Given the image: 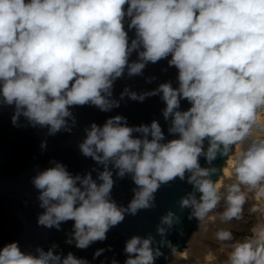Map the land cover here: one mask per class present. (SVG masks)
Instances as JSON below:
<instances>
[{"label": "clouds", "instance_id": "9594fccd", "mask_svg": "<svg viewBox=\"0 0 264 264\" xmlns=\"http://www.w3.org/2000/svg\"><path fill=\"white\" fill-rule=\"evenodd\" d=\"M126 18L128 29L135 30L130 43ZM133 51L138 60L130 63ZM169 56V65L178 69V88L162 83L141 95L126 88L121 97L143 101L162 94L163 116L171 118L168 131L178 138L164 142L155 120L129 127L118 115L102 127L92 123L79 147L104 165L99 183L90 173L73 176L60 163L40 172L32 181L45 210L39 225L59 229L62 222L74 221L76 247L85 249L105 240L126 214L154 209L158 189L176 178L183 181L186 173L200 196L187 194L179 208H191L189 219H198L202 231L217 215L221 222L242 220L249 193L258 190L264 196V138L254 135L264 131V0H0V98L14 105V125L23 116L33 127H46L49 135L70 132L72 107L94 105L105 112L118 107L110 99L113 82L125 70L129 76L141 74L147 63ZM182 99L191 105L186 111L179 110ZM237 146L241 151L233 159V182H213L210 175L217 169L202 168L199 158L209 164L218 154L229 159ZM109 164L120 178L130 174L137 186L127 207L110 199L114 180ZM222 200L223 211L210 215ZM179 222L171 211L161 218L169 228ZM157 231L166 234L165 227ZM250 232L232 245L225 264H264V221ZM215 238L231 241L233 233L219 229ZM153 240H128L125 264H154L162 253L153 249ZM37 252L25 254L12 242L0 249V264H87L72 253L61 258L51 249Z\"/></svg>", "mask_w": 264, "mask_h": 264}, {"label": "water", "instance_id": "95a60500", "mask_svg": "<svg viewBox=\"0 0 264 264\" xmlns=\"http://www.w3.org/2000/svg\"><path fill=\"white\" fill-rule=\"evenodd\" d=\"M128 22L129 18H126L125 30L128 31L130 43L135 38V30L128 29ZM170 59L169 56L156 63L149 62L142 73L137 75L129 76L125 70L124 74L113 82L110 99L118 101L119 106L110 111H101L94 105L72 107L70 111L75 117V125L73 126L71 119L68 120L70 132L62 129L54 135H49L46 127H33L23 116L14 125V105L3 104L0 98V249L9 243L17 242L25 254L39 255L38 248L44 252L51 249L61 258L72 253L77 259L87 261V264H112L113 261L116 264H125L128 258L125 252L127 241L133 236H151L154 238L153 249L158 248L162 253L155 258L154 264H167L172 259L173 247L175 252L185 247L190 235L198 227V219H189L192 209L184 208L181 211L178 203L189 193H195L199 199L200 193L195 192L194 186L188 183L187 177L190 173H186L183 181L176 178L169 184L162 185L155 193L154 209L140 210L135 216L126 214L123 222L109 229L105 240L92 242L85 249L76 247L72 235L74 221L62 222L59 229L38 224L39 215L45 210L40 207V192L32 182L40 172L60 163L73 176L84 177L90 173L93 180L99 183L97 177L104 170V165L84 156L79 146L86 138L85 130L89 129L92 123L102 127L111 117H124L129 127L150 125L155 120L164 133V142L178 138V134H170L168 131L171 118L165 120L163 116L166 103L162 94L145 96L143 101L133 100L127 94L121 97L126 88L137 95L152 92L162 83L170 82L173 88H178V69L169 65ZM137 60L138 53L133 51L129 62ZM190 107L187 100L180 101V111H186ZM133 136L140 137L141 134L134 132ZM42 144L45 147L42 148ZM207 147L208 142L205 140V151ZM227 159V156L218 154L209 164L206 158L201 156L199 163L202 168L217 169L216 173L210 175V179L216 182L222 176ZM108 167L113 172L114 180L110 199L117 206L127 207L134 196L133 189L137 186L130 174L120 178L111 164ZM169 211L180 217V222L174 223L171 228L161 225V218ZM158 226L165 227L164 236L158 233ZM69 239L72 240L71 244L67 243ZM162 240L170 242L172 247L166 243L162 244ZM100 249L104 251L96 256L95 253Z\"/></svg>", "mask_w": 264, "mask_h": 264}, {"label": "rangeland", "instance_id": "374dc122", "mask_svg": "<svg viewBox=\"0 0 264 264\" xmlns=\"http://www.w3.org/2000/svg\"><path fill=\"white\" fill-rule=\"evenodd\" d=\"M261 122L264 123V113L261 114ZM254 135L257 138H264V131L256 132ZM240 151L241 148L237 146L233 152L234 157L238 155ZM229 171V178L222 182L225 185L232 183L234 180L233 166L229 168ZM245 190L247 191V189ZM221 191L225 192L226 189L222 188ZM224 207L225 204L222 200L218 208L214 210V213L210 215L222 212ZM252 207H256L258 211L252 213L250 211ZM261 221H264V196L260 195L257 190L249 193L248 202L244 206V216L242 220L221 222L218 215L217 219L210 218L208 221V231L206 233L204 231L198 233V239L193 242L195 245L192 244L193 246L190 249V253L181 258L175 259L172 257L167 264H225L232 250V245L250 236L251 228ZM219 229L230 230L233 233V240L224 242L218 241L215 238V233ZM187 243L188 242H186V244Z\"/></svg>", "mask_w": 264, "mask_h": 264}, {"label": "bare ground", "instance_id": "6f19581e", "mask_svg": "<svg viewBox=\"0 0 264 264\" xmlns=\"http://www.w3.org/2000/svg\"><path fill=\"white\" fill-rule=\"evenodd\" d=\"M235 150V149H234ZM233 154V153H232ZM233 157H234V155L232 156V157H230L229 159H227V161H226V166H224L223 167V169H222V176L218 179V180H220L221 178H222V182L224 181V180H226V179H228L229 178V176H230V171H229V168L231 167V166H233ZM217 180V181H218ZM216 181V182H217ZM198 223H199V227H197L198 229H196L191 235H190V237H189V239L187 240V244L185 245V247L181 250V251H176V252H174L173 253V255H172V257H174L175 259L176 258H181V257H185V256H187L189 253H190V249H191V247L193 246L192 244H194L195 245V243H193V242H195V240L197 241V236H198V233H200L202 230L200 229V222L198 221ZM199 241V240H198Z\"/></svg>", "mask_w": 264, "mask_h": 264}]
</instances>
